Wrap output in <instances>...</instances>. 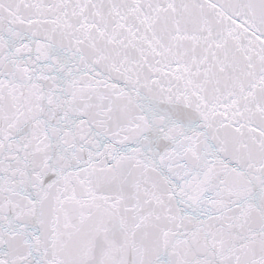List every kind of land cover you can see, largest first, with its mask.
<instances>
[{
    "label": "snow or ice",
    "instance_id": "1",
    "mask_svg": "<svg viewBox=\"0 0 264 264\" xmlns=\"http://www.w3.org/2000/svg\"><path fill=\"white\" fill-rule=\"evenodd\" d=\"M0 264H264V0H0Z\"/></svg>",
    "mask_w": 264,
    "mask_h": 264
}]
</instances>
